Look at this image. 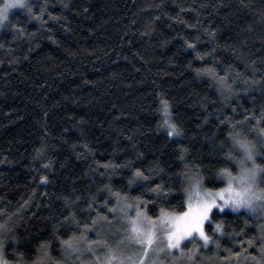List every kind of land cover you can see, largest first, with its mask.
Segmentation results:
<instances>
[{"label":"trees","instance_id":"obj_1","mask_svg":"<svg viewBox=\"0 0 264 264\" xmlns=\"http://www.w3.org/2000/svg\"><path fill=\"white\" fill-rule=\"evenodd\" d=\"M28 5L34 15L14 11L0 30V223L12 228L6 245L13 264V252L32 264L41 244L60 259V240L80 234L65 220L70 214L90 227L93 219L96 226L117 225L104 207L105 202L107 208L116 206L105 185L148 201L145 211L153 217L160 207L184 210L181 189L188 182L180 173L186 164L192 174L198 166L206 187L224 186L216 172L225 166L230 124L261 143L264 0H30ZM206 68L220 76L228 71L234 91L222 93L211 76L198 74ZM162 98L183 129L180 137H169L161 125ZM182 149H187L183 161ZM129 161L163 170L153 171L152 178L159 183L162 176L171 184L166 199L147 190L154 183H128L133 169L122 165ZM109 163L117 167H102ZM213 220L205 231L223 248L220 261L260 257L264 208L226 209ZM215 223L223 231L213 236Z\"/></svg>","mask_w":264,"mask_h":264},{"label":"snow or ice","instance_id":"obj_2","mask_svg":"<svg viewBox=\"0 0 264 264\" xmlns=\"http://www.w3.org/2000/svg\"><path fill=\"white\" fill-rule=\"evenodd\" d=\"M12 9H27L29 14H33L31 6L25 0H3L0 3V26L8 21L9 11ZM18 31L23 34V29H18ZM188 47L195 49L196 45L189 44ZM197 56L199 59H203V56L199 54ZM197 72L209 75L216 80L222 93L234 91L232 84L229 83L228 71H225L223 76H220L212 68L197 70ZM160 104L161 125L167 130V135L169 137L182 136L183 129L173 119L169 101L162 98ZM228 127L229 132L226 140L230 144V148L223 151V143L221 144L225 166L218 168L216 172V177L221 180L224 186L217 187L215 190L206 187L203 177L199 174L198 166L196 173L192 174L186 164L185 170L180 173L188 182V187L181 189L184 196V210L176 213L160 207L158 215L153 217L145 211L148 208V201L139 196L131 197L127 193L113 191L110 186L105 185L104 190L114 198L116 206L107 208V202H105L104 207L111 215L119 217L118 223L122 226V239L115 246L109 245L106 241L90 240L87 234L95 228L97 220L93 219L90 227L87 222L77 221L75 214H70L65 217V220L76 224L80 234L72 233L67 239L60 240L65 258H69L73 254L79 256L84 252H89L93 254L94 264H164L165 261L167 264H202L205 258L200 255L201 249L207 250L209 244L217 243L205 231L206 224L210 227L214 224L213 217L216 214L225 213L226 209L230 211L246 209L255 212L258 208H264V187H260L264 184V164L257 163L258 158L264 161V143L257 145L249 140L240 131H237L235 124H230ZM260 131L264 133V129ZM44 151L45 148L42 145L37 151V155H41ZM185 152L187 149L181 150L179 158L182 161L185 159ZM44 167L47 168L49 165ZM102 167L115 169L117 165L109 163ZM122 167L133 169L129 184L136 181L147 182V184L154 183L155 186L148 187L147 190L155 193L160 199H166L167 192L172 190L170 183L165 185L162 176L159 183H156L152 178L153 171L157 175L163 172L158 165L154 169H141L134 167L129 161ZM232 168H235V172ZM47 179L46 176L41 177V181L44 183L47 182ZM69 199V197H65L66 201ZM91 207L90 203L89 208ZM98 218L107 221V217ZM11 231L12 228L7 221L0 223V264H13V261L8 259L9 253L6 245L8 234ZM222 231V225L215 223L213 236ZM196 240L201 242L199 247L188 248L185 244L186 241L192 243ZM248 245L252 246V241H249ZM129 246L137 247L138 251L131 255L126 254ZM97 248L104 250L103 257L95 255ZM38 252L39 255L32 261V264H58L49 255L47 244H41ZM12 255L15 257V264H24L22 253L13 252ZM253 260L255 264H264V241L261 243L260 259L257 260L253 257Z\"/></svg>","mask_w":264,"mask_h":264},{"label":"rangeland","instance_id":"obj_3","mask_svg":"<svg viewBox=\"0 0 264 264\" xmlns=\"http://www.w3.org/2000/svg\"><path fill=\"white\" fill-rule=\"evenodd\" d=\"M29 1L30 0H25L27 4ZM2 2L3 0H0V3ZM25 10L26 9H12L9 11V17L11 13L14 11H25ZM7 23L8 21H5L3 25L0 26V30L3 29ZM259 136H260L259 141L261 143H264V140H262V137H264V133L259 131ZM242 210H246V209H240L239 211H242ZM239 211H231V212H239ZM256 211L260 213V208H258ZM111 216L114 217L113 215ZM116 220L117 221L119 220L118 216H116ZM87 235L90 240L106 241L109 245L115 246L116 243L120 239H122V226L119 223L117 225L105 224L101 226H95V228L92 231L88 232ZM185 244H187L188 248H192L194 246L199 247L201 242L199 240L192 241V243H188L186 241ZM260 248L261 247H259L258 249L259 252H260ZM249 249H253V247L251 246ZM136 251H138L137 247L129 246V248L126 250V254L131 255ZM222 252H223V248H221L220 245H218L217 243L209 244V247L207 250L201 249L200 255L205 258L204 261H202V264H255L254 260L249 261L244 256L220 261L219 256L221 255L220 253ZM95 255L103 257L104 250L101 248H97L95 251ZM61 256L62 257H60V259L55 260L58 262V264H94L93 254L89 252H84L82 255H79V256H77V254H73L69 258H65L64 252L62 251ZM258 259H260V257H258L257 260ZM164 264H167V261H165Z\"/></svg>","mask_w":264,"mask_h":264}]
</instances>
